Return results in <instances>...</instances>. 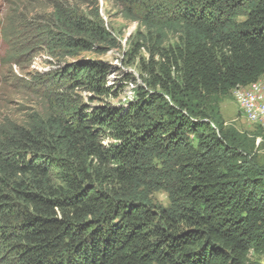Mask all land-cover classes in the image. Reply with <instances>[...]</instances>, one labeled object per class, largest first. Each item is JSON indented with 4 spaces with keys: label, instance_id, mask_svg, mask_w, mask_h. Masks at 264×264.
<instances>
[{
    "label": "trees",
    "instance_id": "obj_1",
    "mask_svg": "<svg viewBox=\"0 0 264 264\" xmlns=\"http://www.w3.org/2000/svg\"><path fill=\"white\" fill-rule=\"evenodd\" d=\"M113 1L142 28L125 103L93 102L118 97L110 66L77 57L117 46L96 1L55 0L37 26L73 59L39 80L45 111L0 123V264H264V128L220 112L264 75V0Z\"/></svg>",
    "mask_w": 264,
    "mask_h": 264
},
{
    "label": "rangeland",
    "instance_id": "obj_2",
    "mask_svg": "<svg viewBox=\"0 0 264 264\" xmlns=\"http://www.w3.org/2000/svg\"><path fill=\"white\" fill-rule=\"evenodd\" d=\"M54 1L0 0V123L5 120L23 123L28 114L45 111L53 98L45 84L38 83L39 80L42 81L45 73L54 71L62 62L73 59L52 51L41 42V37L36 32L38 25L50 21ZM65 1L77 5L85 13L93 11L95 6L92 5L96 1L98 12L117 43L115 48L102 55L82 52L77 56L100 59L110 66L106 82L114 87L113 91H118V97L109 95L96 98L93 102L116 104L131 100L140 79L136 64L129 65L127 58L134 54L142 28L136 21L123 18L113 0ZM168 41L172 43L176 41V37L170 34ZM139 56L146 57L143 48L139 50ZM125 75H130L132 81L122 80ZM263 78L264 75L261 79ZM62 92L52 90V95H60ZM67 94L79 103H89V94L86 92L74 91ZM220 112L225 123L239 131L252 133L259 126L243 116L232 93L222 98ZM257 153L259 161L264 163V145L258 144ZM153 196L158 203L168 204L166 192L156 191ZM260 260L264 263V256H260Z\"/></svg>",
    "mask_w": 264,
    "mask_h": 264
},
{
    "label": "bare ground",
    "instance_id": "obj_3",
    "mask_svg": "<svg viewBox=\"0 0 264 264\" xmlns=\"http://www.w3.org/2000/svg\"><path fill=\"white\" fill-rule=\"evenodd\" d=\"M260 86H264V78H260L256 82L249 85L236 86L232 90V94L237 101V99H239L242 95L252 92V87ZM255 99H263V88H255ZM238 105L243 116H245L249 121L257 123L259 126L264 128V117L252 116V114H250V112H257V103H250V111L247 105H243L241 102H238Z\"/></svg>",
    "mask_w": 264,
    "mask_h": 264
},
{
    "label": "built area",
    "instance_id": "obj_4",
    "mask_svg": "<svg viewBox=\"0 0 264 264\" xmlns=\"http://www.w3.org/2000/svg\"><path fill=\"white\" fill-rule=\"evenodd\" d=\"M255 88H263V99H255ZM238 102L243 105H247L250 111V103H257V112H250L252 116L264 117V86L252 87V92L242 95Z\"/></svg>",
    "mask_w": 264,
    "mask_h": 264
}]
</instances>
